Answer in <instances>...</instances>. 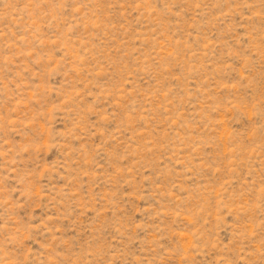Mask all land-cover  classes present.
Returning <instances> with one entry per match:
<instances>
[{"label":"rangeland","instance_id":"374dc122","mask_svg":"<svg viewBox=\"0 0 264 264\" xmlns=\"http://www.w3.org/2000/svg\"><path fill=\"white\" fill-rule=\"evenodd\" d=\"M0 264H264V0H0Z\"/></svg>","mask_w":264,"mask_h":264}]
</instances>
